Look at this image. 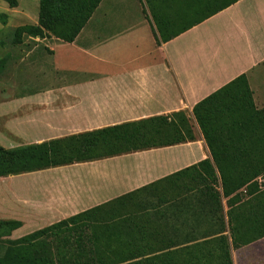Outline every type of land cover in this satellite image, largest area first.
Returning <instances> with one entry per match:
<instances>
[{
  "label": "crops",
  "instance_id": "crops-1",
  "mask_svg": "<svg viewBox=\"0 0 264 264\" xmlns=\"http://www.w3.org/2000/svg\"><path fill=\"white\" fill-rule=\"evenodd\" d=\"M114 2L119 5L124 1ZM95 12L73 43H48L45 47L49 54H37L36 48L33 53L19 51L16 48L22 47L20 43L11 47L18 54L1 59V148L19 147L16 143L21 138H29V145L41 144L151 118H168L179 112L189 120L198 103L241 76L247 81L255 108L264 109V0H239L159 44L145 15L139 13L143 16H138V29L116 30L115 53L124 55L112 60H108L111 46L103 45V40L89 41L97 44L84 42ZM107 12L97 15L91 31L97 30L101 20H108L111 13ZM67 50L71 57L63 55ZM9 58L12 61L7 64ZM196 127L193 142L8 177L22 178L20 189L10 188L1 202L26 212L23 198H37L41 205H36L39 219L34 223L44 229L145 189L141 198L130 203L131 208L143 210L131 214L133 220L154 214L157 224L173 230L163 235L166 243L192 241L191 236L218 227V219L208 224L203 215L196 217L190 211L197 199L203 201L201 190H206L189 189V181L195 186L192 179L205 176L201 163L208 161L213 166ZM10 130L17 134L10 135ZM3 138L11 144L2 146ZM183 171L184 175L171 179ZM7 184L0 183V187ZM220 190V185L214 188L215 192ZM243 190L237 193L245 201ZM225 202L221 201L224 211L228 208ZM192 227L196 233L190 235ZM230 254L232 264H264V238L240 248L231 247Z\"/></svg>",
  "mask_w": 264,
  "mask_h": 264
},
{
  "label": "trees",
  "instance_id": "trees-1",
  "mask_svg": "<svg viewBox=\"0 0 264 264\" xmlns=\"http://www.w3.org/2000/svg\"><path fill=\"white\" fill-rule=\"evenodd\" d=\"M3 1L10 8L17 7L16 0ZM102 1L39 0L37 25L18 28L13 43L20 44L23 35L73 43ZM144 1L143 14L159 44L239 0ZM192 115L213 166L208 161L201 163L205 176L197 181L194 177L195 186L189 181V189L206 190H201L203 201L197 199L190 211L196 217L203 215L208 224L218 219L217 229L191 236L192 241L186 243H166L163 235L173 230L157 224L154 214L133 220L131 214L143 210L131 208L130 203L141 198L139 195L146 191L143 189L0 245V264H44L42 261L51 256L54 264H232L231 247L240 248L264 238V192L253 183L264 175V109L255 108L247 81L241 76L198 103ZM193 141L188 119L179 112L168 118H151L41 144L0 147V179ZM218 185L220 194L214 191ZM241 189L246 191L245 201L237 193ZM220 197L226 200L225 214ZM20 227L16 221H0V239ZM188 231L193 235L196 228ZM65 234L73 235L74 242ZM56 237L59 241L55 245Z\"/></svg>",
  "mask_w": 264,
  "mask_h": 264
},
{
  "label": "rangeland",
  "instance_id": "rangeland-1",
  "mask_svg": "<svg viewBox=\"0 0 264 264\" xmlns=\"http://www.w3.org/2000/svg\"><path fill=\"white\" fill-rule=\"evenodd\" d=\"M114 2L115 0H105L102 7L98 8L97 12L95 14L101 16L102 13H106L108 11L111 13L108 17V20H104L98 23L95 31H91V28H93V25L95 26V22L97 19L94 17L92 20L93 22L90 23L91 26H89V30L84 34L83 39L85 43H95L97 44V41L95 42H89L91 39H100L103 40V45L108 44L111 46V51L108 54V60H112L113 58H118L121 57V55L124 54H117L115 53V50L118 48V44L115 43L114 39L116 36L114 35L116 33V30L120 32H125L126 29L128 28H134L138 29L139 25V18H142L143 10L146 8L145 6V1L144 0H123L124 2L121 4L117 3H112L109 6L107 5L108 2ZM17 2V7L10 8L6 2L3 0H0V61L3 58H6L7 54H18L19 52H14L11 50V47L15 45L13 43L14 41V36H15V31L23 26H35L37 25V20H38V12H39V0H16ZM139 3H141L142 9L139 7ZM106 7L107 10L105 9ZM142 11V12H140ZM107 12V13H108ZM142 13V14H139ZM101 19V18H100ZM103 27L102 29H100ZM112 32L111 35L109 33ZM21 44L22 47L16 48L19 51H29L32 52L34 48H36V53L37 54H43L44 52L46 54H49L48 50L46 49V45L48 43H60L54 38H50L49 36L39 39V38H32V37H27L25 35L22 36L21 38ZM33 53V52H32ZM63 55L71 57V51L67 50L63 52ZM12 61V58H9V61L7 64H10ZM67 66L70 65L69 62H67ZM188 124L190 126V129L192 130V133H194L197 129L196 127V122L192 116L189 117ZM194 129V132H193ZM198 130V129H197ZM29 133H31L30 130H28ZM10 135H15L14 131H8ZM22 133V132H21ZM24 133V132H23ZM197 133L201 136L200 131H197ZM9 134H6L8 137L10 136ZM202 137V136H201ZM30 139L28 138H21L18 144L19 146H26L31 143ZM11 142L10 140H4L1 139V145L2 146H8L10 145ZM36 177H34V180ZM22 180V178H16V179H9L8 177L5 178L4 180L1 178L0 183H8L4 187H0V221H16L20 224L23 225L22 229H18L16 232H12L11 234H8L6 237L0 239V245H6L10 241H16L18 239H21L23 237H26L32 233H35L40 229V225L35 224L34 222L39 219V214H38V209H36V205H41V202L36 198H28L24 197V207L25 211H15V208L10 207L9 205L6 206V204L3 206L1 199L2 197L4 198V194L6 196L10 192V188L14 191H19L20 185L19 182ZM38 180V179H37ZM218 188V186L216 187ZM37 191V190H36ZM217 192V191H216ZM218 194L221 193L217 192ZM246 194V193H245ZM20 198V197H18ZM21 199V198H20ZM224 200L222 197H220V201ZM5 203V202H4ZM226 203V202H225ZM227 211V210H226ZM223 209V214L226 213ZM22 220L23 222H21ZM39 223V222H38ZM35 225V226H34ZM21 228V227H20ZM67 238L70 239V241L73 239V235H68L65 234ZM48 238H51L48 235ZM47 238V239H48ZM57 241L53 242L55 245L59 241V237L55 238ZM74 242V240H72ZM61 250V249H60ZM51 259L49 260H44V264H54V259L53 256L50 257ZM34 264V263H31ZM37 264V263H36ZM39 264V263H38Z\"/></svg>",
  "mask_w": 264,
  "mask_h": 264
},
{
  "label": "built area",
  "instance_id": "built-area-1",
  "mask_svg": "<svg viewBox=\"0 0 264 264\" xmlns=\"http://www.w3.org/2000/svg\"><path fill=\"white\" fill-rule=\"evenodd\" d=\"M253 183L257 185L259 191L264 192V175L255 179ZM243 193L245 194L246 191L243 190Z\"/></svg>",
  "mask_w": 264,
  "mask_h": 264
}]
</instances>
